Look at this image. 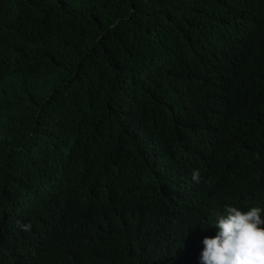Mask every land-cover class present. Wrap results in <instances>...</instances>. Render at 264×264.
Masks as SVG:
<instances>
[{
  "label": "trees",
  "instance_id": "1",
  "mask_svg": "<svg viewBox=\"0 0 264 264\" xmlns=\"http://www.w3.org/2000/svg\"><path fill=\"white\" fill-rule=\"evenodd\" d=\"M227 205L264 210V0H0V264H201Z\"/></svg>",
  "mask_w": 264,
  "mask_h": 264
},
{
  "label": "clouds",
  "instance_id": "2",
  "mask_svg": "<svg viewBox=\"0 0 264 264\" xmlns=\"http://www.w3.org/2000/svg\"><path fill=\"white\" fill-rule=\"evenodd\" d=\"M199 182V170L192 173ZM260 207L243 211L238 207L225 206V215L216 224L218 231L213 237L203 239L201 264H264V218ZM29 230L31 225H20Z\"/></svg>",
  "mask_w": 264,
  "mask_h": 264
}]
</instances>
